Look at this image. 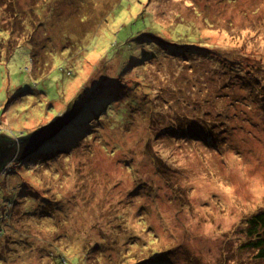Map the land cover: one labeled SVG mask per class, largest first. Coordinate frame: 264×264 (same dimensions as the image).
I'll return each instance as SVG.
<instances>
[{
	"label": "rangeland",
	"instance_id": "374dc122",
	"mask_svg": "<svg viewBox=\"0 0 264 264\" xmlns=\"http://www.w3.org/2000/svg\"><path fill=\"white\" fill-rule=\"evenodd\" d=\"M0 29V135L19 146L0 172V264L251 262L239 224L264 208V91L233 60L264 57V0H0ZM160 113L204 117L223 145L168 136Z\"/></svg>",
	"mask_w": 264,
	"mask_h": 264
},
{
	"label": "trees",
	"instance_id": "16d2710c",
	"mask_svg": "<svg viewBox=\"0 0 264 264\" xmlns=\"http://www.w3.org/2000/svg\"><path fill=\"white\" fill-rule=\"evenodd\" d=\"M149 7L150 6L143 7V9H144L143 12L147 13L146 14L147 16L150 15L146 10ZM142 13L140 14V16L142 15ZM154 24L156 25V28H158V31L162 35L161 25L156 24V23H154ZM23 27L26 28V26H24V25H23ZM175 27H177V26H174V28ZM181 27L183 28V26H181ZM181 27L176 29L177 30L176 33H181L184 35L185 28H184V30H182ZM174 28L171 30L173 32V34L175 32ZM0 30H3V29H0ZM10 32L12 33V31H10ZM146 34H147V36H149L150 39L157 40V43H162V45L160 46L158 44H154L153 40L149 41L150 44H154V46L156 47L155 50L160 49L163 46H170L171 45V43L167 42L166 40H164L160 37H157L154 29L152 31H149V32L147 31ZM181 34H178V36L176 35L177 37H175V36L172 37V41L173 42H175L174 40L182 41V37L180 36ZM172 45H173V47L177 46V44H172ZM179 48H181V47H179ZM202 50H204L203 47H202ZM151 58H153V57H150L149 59H151ZM252 60L254 61V64L252 65L253 68H252V66H248V65L246 68H242L243 65L240 64L239 62H237L235 59L233 60V62L238 63L242 69V72H244L245 75H248L247 78L249 79V81L251 83L252 90L254 88H257L259 90L258 91V93H259L260 91L262 92V90L264 91V89H263V87H264V75H263V73H264V57H263L262 51H259V58L253 56ZM233 73H238L237 69H235V71ZM118 79L120 81L122 80V78H119V75H118ZM117 92L118 91H115L113 94H116ZM128 98H130V97L128 96ZM116 99H118V96H116ZM261 99H262V105L264 106V93H263ZM254 100H255V103H258L256 100V96L254 97ZM254 100H252L253 105H254ZM132 101H133V98L131 100H129V102H132ZM92 103L93 102H91V104ZM86 105L87 104L84 103L80 107V110L83 106L85 107ZM95 108H96V106H94V109ZM189 108H190V106H189ZM202 108L203 107H201L200 109H202ZM159 116H157V117H154L153 115L148 116L151 119L148 122H154L155 124L156 123L163 124V123H167L166 121H164V118H166L165 116L173 117L172 113H168V114L167 113H162V114L160 113ZM176 119H178V120L177 121L171 120V121H169V123H167V124L173 123V125L176 127V131H174L172 128H170L167 130V132H165L168 136L174 135L175 136L174 139H176L177 134H179L180 138L185 136V137H183L184 139L194 140L192 143H198V144L203 143V144H205L207 146H211V147H218V145L219 146L223 145V143L218 144L221 141V138L219 137V135H220L219 131L216 130L217 129L216 126L213 124L212 125L207 124L208 122L205 120L204 117H197V118H195V117H193V118L181 117V118H176ZM73 124L75 126L72 130L67 129V132L66 131L64 132L65 135H63V138H66V140L72 141L75 139L74 131H75V128L78 127L76 125L78 123L74 122ZM126 126L129 127L130 125H126ZM225 139H226V137H225ZM3 142L14 143L15 141L12 138H10L8 136V134H1L0 135V144ZM148 142L149 141L147 140V145H148ZM42 144H40V146L37 148L36 151L33 152V154H35L36 152L37 153L40 152V149L42 148V146L45 145V144H43V145ZM18 148H19V146H18ZM154 161H156V159ZM9 162H11V159L7 160L6 162H4L1 165L0 172L5 170L7 168V166L10 165ZM14 188H17V190H18L17 193H18L19 189L21 187L19 186V187H14ZM38 191H42V189H38ZM239 226L243 227L241 229L240 233L245 237L246 240H245V242L240 244L238 250L240 252L246 251L247 253L251 254V262H248L249 264H264V208L257 209V210L255 209L251 214H249L245 218H243V220L241 221ZM100 244H102V243H100ZM148 245H149V243H148ZM175 250H177V247L176 248H169L166 250L167 251L166 254H168L170 256L171 255L170 253H173V251H175ZM163 253H165V251ZM154 254L156 255V253H154ZM154 254L153 255L151 254L150 257L144 258V260L141 262H137V263L134 262V264H170L169 260H164V261L160 260V259H162V256H163L162 253H158V255H159L158 258H160L158 261L153 260L155 258V257H153V256H155ZM187 257L190 258L189 259L190 264H196L194 262L195 256L189 254V255H187ZM114 262L115 261L113 260L112 263H114ZM126 264H128V263H126Z\"/></svg>",
	"mask_w": 264,
	"mask_h": 264
},
{
	"label": "water",
	"instance_id": "95a60500",
	"mask_svg": "<svg viewBox=\"0 0 264 264\" xmlns=\"http://www.w3.org/2000/svg\"><path fill=\"white\" fill-rule=\"evenodd\" d=\"M73 118L72 113H65L56 121L47 124L34 133L25 137H19L20 151L16 160L22 159L28 154L36 151L40 144L51 138ZM13 140L15 141L14 143L3 142L0 144V167L4 162L11 159L13 155L18 152V144L15 139Z\"/></svg>",
	"mask_w": 264,
	"mask_h": 264
}]
</instances>
